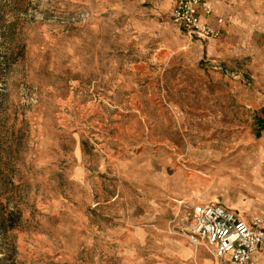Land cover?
Instances as JSON below:
<instances>
[{
	"label": "rangeland",
	"instance_id": "rangeland-1",
	"mask_svg": "<svg viewBox=\"0 0 264 264\" xmlns=\"http://www.w3.org/2000/svg\"><path fill=\"white\" fill-rule=\"evenodd\" d=\"M172 2L0 0V264L215 263L182 217L264 170V0Z\"/></svg>",
	"mask_w": 264,
	"mask_h": 264
},
{
	"label": "built area",
	"instance_id": "built-area-1",
	"mask_svg": "<svg viewBox=\"0 0 264 264\" xmlns=\"http://www.w3.org/2000/svg\"><path fill=\"white\" fill-rule=\"evenodd\" d=\"M169 20L188 34L205 40L223 33L222 19H211L204 0H173ZM182 221L188 239L195 245L202 243L209 247L216 264H248L251 255L264 244L263 218L218 204L190 206Z\"/></svg>",
	"mask_w": 264,
	"mask_h": 264
},
{
	"label": "crops",
	"instance_id": "crops-1",
	"mask_svg": "<svg viewBox=\"0 0 264 264\" xmlns=\"http://www.w3.org/2000/svg\"><path fill=\"white\" fill-rule=\"evenodd\" d=\"M206 6L208 10L211 13L212 17H220L216 14L215 8L211 6L209 3L206 2ZM220 10V8H219ZM221 11V10H220ZM221 18V17H220ZM222 36V35H221ZM220 36V37H221ZM219 37V38H220ZM248 177L251 178L252 182L254 183L253 187V192L252 197H250L247 201H244L242 199H237L236 202L233 203L231 207H227L223 204H221L222 207L229 209V210H237V209H244L248 212L251 213L252 216H257L259 218L264 219V170H254L251 173L248 174ZM206 201H202L201 204H206ZM210 203V202H209ZM213 204H218V203H213ZM220 205V204H218ZM182 224L185 227V224L182 222ZM202 244V243H200ZM199 245V244H197ZM204 245V244H202ZM206 246V245H204ZM208 250H210L209 247L206 246ZM185 247L182 253L184 255L192 254L194 251ZM211 252V250H210ZM212 254V252H211ZM213 256V255H212ZM214 258V257H213ZM215 261V259H214ZM227 260H224L226 262ZM216 264V261L215 263ZM248 264H264V244L260 245L258 249L251 255L249 263Z\"/></svg>",
	"mask_w": 264,
	"mask_h": 264
},
{
	"label": "trees",
	"instance_id": "trees-1",
	"mask_svg": "<svg viewBox=\"0 0 264 264\" xmlns=\"http://www.w3.org/2000/svg\"><path fill=\"white\" fill-rule=\"evenodd\" d=\"M258 121H260L261 123H263L262 129H264V118L263 119H259Z\"/></svg>",
	"mask_w": 264,
	"mask_h": 264
}]
</instances>
